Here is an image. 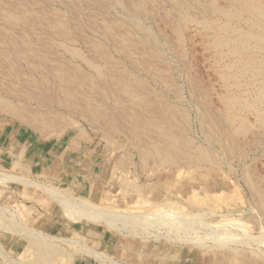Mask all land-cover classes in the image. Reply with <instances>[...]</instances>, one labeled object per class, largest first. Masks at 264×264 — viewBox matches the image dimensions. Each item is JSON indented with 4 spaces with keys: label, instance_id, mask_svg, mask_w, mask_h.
<instances>
[{
    "label": "rangeland",
    "instance_id": "1",
    "mask_svg": "<svg viewBox=\"0 0 264 264\" xmlns=\"http://www.w3.org/2000/svg\"><path fill=\"white\" fill-rule=\"evenodd\" d=\"M235 8L240 0H0V135L9 134L0 169L134 212L112 226L77 219L43 189L29 186L27 199L21 183L0 184V208L10 209L0 210V264H264V22ZM11 134L81 150L97 194L58 178ZM12 210L108 260L70 240L21 256L27 238L3 228L15 224Z\"/></svg>",
    "mask_w": 264,
    "mask_h": 264
},
{
    "label": "bare ground",
    "instance_id": "2",
    "mask_svg": "<svg viewBox=\"0 0 264 264\" xmlns=\"http://www.w3.org/2000/svg\"><path fill=\"white\" fill-rule=\"evenodd\" d=\"M111 1V0H110ZM192 1V0H191ZM194 1V0H193ZM113 2V1H112ZM240 2H242V4H243V8H235L234 10H232L231 12H229V13H231V14H236V16L237 15H240L241 16V14L242 13H244V12H253L254 13V15L256 16L255 18H258V21H260V22H264V0H240ZM73 3V2H72ZM143 3V2H142ZM31 4V3H30ZM35 4V3H34ZM43 4V3H42ZM145 4V3H144ZM200 4V3H199ZM133 5V4H132ZM176 5V4H175ZM204 5V4H203ZM141 6V5H140ZM196 6V5H195ZM38 7V6H37ZM139 7V6H138ZM188 7V6H187ZM190 7V6H189ZM28 8V7H27ZM183 8V7H182ZM192 8V7H191ZM221 8V7H220ZM135 9V8H134ZM140 9H142V8H140ZM188 9V8H187ZM206 9V8H205ZM222 9H224V8H222ZM19 10H23V9H19ZM178 10V9H177ZM190 10V9H189ZM199 10V9H198ZM129 11V10H128ZM139 11V10H138ZM148 11V10H147ZM196 11V10H195ZM206 11V10H205ZM4 12V11H3ZM35 12V11H34ZM54 12V11H53ZM142 12V11H141ZM210 12V11H209ZM218 12H220V11H218ZM211 13V12H210ZM66 14V13H65ZM212 14H214V13H212ZM211 14V15H212ZM223 14V13H222ZM170 15V14H169ZM176 15V14H175ZM3 16V15H2ZM12 15H9V16H7V18H12L11 17ZM208 16V15H207ZM15 16H13V18H14ZM171 17H173V16H171ZM239 17V16H238ZM242 17V16H241ZM133 18V17H132ZM191 18V17H190ZM227 18V17H226ZM178 19V18H177ZM184 19V18H183ZM182 18L180 19V21L181 20H183ZM188 19V18H187ZM239 19V18H238ZM20 20V19H19ZM129 21V20H128ZM134 21H136V20H134ZM195 21V20H194ZM223 21V20H222ZM257 21V20H256ZM4 22V21H3ZM56 22V21H55ZM62 22H64V21H61L60 23H62ZM197 22V21H196ZM246 22V21H245ZM259 22V23H260ZM56 23H58V22H56ZM60 23H58V24H60ZM65 23V22H64ZM64 23H62V24H64ZM145 23V22H144ZM143 23V24H144ZM209 23H211V22H209ZM233 23V22H232ZM27 24V23H26ZM39 24V23H38ZM44 24V23H43ZM50 24V23H49ZM61 24V25H62ZM136 24V23H135ZM138 24V23H137ZM187 24V23H186ZM201 24V23H200ZM217 24V23H216ZM236 24V23H235ZM53 25V24H52ZM66 25V24H65ZM14 26V25H13ZM41 26V25H40ZM58 26V25H57ZM202 26H205V25H202ZM220 26V25H219ZM223 26V25H222ZM233 26V25H232ZM263 26H264V24H263ZM184 27V26H183ZM211 27V26H210ZM28 28V27H27ZM58 28V27H57ZM60 28V30H59V32L61 31L62 32V34L63 35H68V33H67V31H65V29H64V27L63 28H61V27H59ZM65 28H66V26H65ZM219 28V27H218ZM222 28V27H221ZM227 28V27H226ZM179 29V28H178ZM220 29V28H219ZM67 30V29H66ZM177 30V29H176ZM211 30V29H210ZM242 30H245V29H242ZM148 31V30H147ZM208 31H209V29H208ZM235 31H238V30H235ZM240 31V30H239ZM254 31V30H253ZM5 32V31H4ZM60 32V33H61ZM215 32V31H214ZM260 32V31H259ZM52 33V32H51ZM216 33V32H215ZM227 33V32H226ZM212 34V33H211ZM250 34V33H249ZM218 35V34H217ZM58 36V35H57ZM221 36V35H220ZM1 37V36H0ZM5 37V36H4ZM149 37H151V35H149V31H148V33L145 31V37H144V40L143 41H148L149 39H151V38H149ZM251 37V36H250ZM260 37V36H259ZM7 38V37H6ZM14 38V37H13ZM39 38V37H38ZM243 39V38H242ZM261 39V38H260ZM12 40V39H11ZM237 40V39H236ZM142 41V42H143ZM215 44H217V45H220V44H222V41L221 40H219V38L217 39H215ZM253 42V41H252ZM251 42V43H252ZM259 42H260V40H259ZM56 43V42H55ZM150 43V42H149ZM58 44V43H57ZM148 44V43H147ZM152 44V43H151ZM21 45V44H20ZM233 45V44H232ZM31 46V45H30ZM253 46H254V43H253ZM257 46V45H256ZM255 46V47H256ZM59 47V46H58ZM100 47V46H99ZM121 47V46H120ZM238 47H240V46H238ZM249 47V46H248ZM251 47V46H250ZM254 47V48H255ZM45 48V47H44ZM72 48V47H71ZM94 48V47H93ZM124 48V47H123ZM246 48V47H245ZM33 49V48H32ZM96 49V48H95ZM98 49V48H97ZM151 49V48H150ZM221 49V48H220ZM252 49V48H251ZM262 49H264V48H262ZM16 50V49H15ZM157 51H159V50H157ZM12 52V51H11ZM39 52V51H38ZM80 52V51H79ZM103 52V51H102ZM152 52H154V51H152ZM155 53V52H154ZM236 53V52H235ZM237 53H238V51H237ZM100 54V53H99ZM106 54V53H105ZM239 55V54H238ZM264 55V54H263ZM83 56H84V54H83ZM234 56V55H233ZM4 57V56H3ZM11 57V56H10ZM100 57V56H99ZM79 58V57H78ZM252 59H254V58H252ZM43 60V59H42ZM6 61V60H5ZM85 61V60H84ZM157 61V60H156ZM241 61V60H240ZM253 61V60H252ZM245 63V62H244ZM30 64H32V63H30ZM234 64V63H233ZM78 65V64H77ZM158 65V64H157ZM246 65V64H245ZM164 67V66H163ZM69 68V67H68ZM70 69V68H69ZM160 69V68H159ZM165 69V68H164ZM72 70V69H71ZM249 70V69H248ZM147 71V70H146ZM153 71V70H152ZM40 73V72H39ZM258 73V72H257ZM84 74V73H83ZM43 75V74H42ZM47 75V74H46ZM45 75V76H46ZM156 75V74H155ZM157 76V75H156ZM238 76V75H237ZM69 78V77H68ZM71 78V77H70ZM125 78V77H124ZM138 79V78H137ZM224 79V78H223ZM238 79H241V77L240 78H238ZM23 80V79H22ZM124 80V79H123ZM227 80V79H226ZM44 81V80H43ZM114 81V80H113ZM141 81V80H140ZM126 82V81H125ZM156 82V81H155ZM228 82V81H227ZM258 82V81H257ZM68 83V82H67ZM61 84V83H60ZM125 85V84H124ZM131 85V84H130ZM235 85V84H234ZM237 85V84H236ZM260 85V84H259ZM91 86H93V85H91ZM99 87V86H98ZM248 91V90H247ZM253 91V90H252ZM69 93H71V92H69ZM134 93V92H133ZM144 93V92H143ZM87 94V93H86ZM146 94V93H145ZM231 94V93H230ZM238 94V93H237ZM258 95V94H257ZM72 96V95H71ZM263 96V95H262ZM240 99V98H239ZM253 99V98H252ZM74 100V99H73ZM238 100V99H237ZM22 101V100H21ZM139 101V100H138ZM141 101V100H140ZM250 101V100H249ZM94 102V101H93ZM136 102V101H135ZM167 102V101H166ZM237 102V101H236ZM92 103V102H91ZM252 103V102H251ZM148 104V103H147ZM151 104H152V102H151ZM164 104H165V102H164ZM236 104V103H235ZM262 104V103H261ZM168 105V104H167ZM166 105V106H167ZM247 105V104H246ZM7 107V106H6ZM12 107H14V106H12ZM248 107V106H247ZM254 107V106H253ZM68 108V107H67ZM165 108V107H164ZM15 109H18V108H16L15 107ZM15 109H13V108H11V107H8V112L10 111L11 112V114H16V115H19V116H22V115H20V112L17 110V111H15ZM7 111V110H6ZM21 111H23V110H21ZM151 111H153V110H151ZM24 115V114H23ZM163 115V114H162ZM25 116V115H24ZM92 116V115H91ZM133 116V115H132ZM159 116V115H158ZM185 117V116H184ZM139 118V117H138ZM144 118V117H143ZM158 118V117H157ZM164 118V117H163ZM166 118V117H165ZM170 118V117H169ZM259 119V118H258ZM263 119V118H262ZM23 120V119H22ZM139 120V119H138ZM177 120V119H176ZM154 121H155V119H154ZM168 121V120H167ZM189 123V122H188ZM262 123V122H261ZM260 123V124H261ZM43 124V123H42ZM175 124V123H174ZM160 126V125H159ZM108 127V126H107ZM163 127V126H162ZM168 127V126H167ZM216 127V126H215ZM243 127V126H242ZM264 127V126H263ZM137 128V127H136ZM150 128V127H149ZM178 128V127H177ZM217 129V128H216ZM110 131V130H109ZM157 131V130H156ZM243 132H245V131H243ZM149 133V132H148ZM222 133V132H221ZM181 134V133H180ZM167 135H168V137H167ZM183 135V134H182ZM153 136V135H152ZM166 138H167V141L169 142V145H170V147L172 148V147H174V139H173V137H172V135L171 134H166ZM235 138V137H234ZM181 142V141H180ZM158 145V144H157ZM179 146V145H178ZM190 147V146H189ZM142 148V147H141ZM142 150H144V149H142ZM146 150V149H145ZM166 151V150H165ZM157 152V151H156ZM151 153V152H150ZM172 154V153H171ZM197 154V153H196ZM214 154V153H213ZM149 155V154H148ZM149 156H151V155H149ZM149 156H148V158H149ZM162 156V155H161ZM196 156V155H195ZM202 156H203V154H202ZM204 156H205V154H204ZM211 156V155H210ZM145 157V156H144ZM163 157H164V155H163ZM167 157V156H166ZM180 159V158H179ZM190 159V158H189ZM163 160V159H162ZM194 161V160H193ZM213 162V161H212ZM16 164V163H15ZM173 165V164H172ZM17 166V165H16ZM227 166V165H226ZM15 167V166H14ZM0 181H17V182H20V183H22V184H24V185H26V186H33V187H37V188H40V189H43L52 199H54V200H56V202H58L62 207H63V209H65V212H66V214L68 215V216H72L71 214H79L80 215V217H78L77 219H80V218H82V217H85V218H87V219H90V220H92V221H100V220H106L107 221V223H109V225H111V224H113L112 222H114L113 220H114V218L116 217H120V218H122V219H125V217H127V219L128 218H132V214L134 213L133 211V213H131V212H125L124 210V212H113V210H111V211H108L107 209H104V208H102V207H100V206H98V205H96V204H93V203H91V202H89V201H87L86 199H82V198H79V197H75L74 195H72V191L71 190H69V189H63V190H61V189H57V188H55V187H51V186H48V185H44V184H42V183H39V182H34L33 180L31 181V179L30 180H28V178L26 179V178H24V177H22V176H17V175H14V174H11V173H8V172H6V171H4L3 169H0ZM16 182V183H17ZM256 188V187H255ZM43 191V192H44ZM45 193V194H46ZM257 195V194H256ZM253 196V195H252ZM263 201V200H262ZM170 204V203H169ZM168 205V204H167ZM167 205H165L164 204V206L165 207H168ZM169 208V207H168ZM0 210H4V212H5V210H7V211H10V209H9V207H5V206H2L1 208H0ZM130 211H131V208L129 209ZM172 210V209H171ZM2 212V211H1ZM3 212V213H4ZM143 212V211H142ZM120 213V214H119ZM146 213V212H145ZM151 213V212H150ZM9 214V213H8ZM169 214H173V212H168V213H163V214H158V215H156V214H150V215H142V216H140V215H136V217L140 220V218L142 217V218H145L146 219V221H153L154 219L156 220V219H158V218H163V217H167V215H169ZM3 215H5V213L3 214ZM11 219H12V221H14V225H11V224H8V225H5L3 228H6V229H10L11 231H13V232H16V233H18L19 235H23V236H25L26 238H27V240H28V245L26 246V248L23 250V252L20 254L21 256H25L28 252H29V249L31 248V247H36L38 250L36 251V252H38L39 250H50L49 248L50 247H52V246H55L56 247V245H57V242L59 243V242H62V241H71L72 242V245H77V246H80L85 252H87L88 254H90V255H93V256H95V257H99L100 259H102V260H104V261H106V260H108V258H109V256H105V254L104 253H102V252H99L98 250H96V249H94V248H91V247H89V246H87L84 242H81V241H79V240H74V239H65V238H62V237H58V236H55V235H51V234H48V233H44V232H41V231H37V230H35V229H32V228H30L27 224H26V222H24V221H22L21 219H19V217H18V214H17V212L15 211V210H12L11 211ZM170 216V215H169ZM190 216V215H189ZM2 217V216H1ZM5 217V216H4ZM155 217V218H154ZM180 217V216H179ZM135 218V217H134ZM3 219V218H2ZM7 219H9L8 217H7ZM6 219V220H7ZM170 219V218H169ZM172 219V218H171ZM73 220V219H72ZM137 220V219H136ZM11 221V220H10ZM141 221V220H140ZM139 221V222H140ZM181 222H182V220H180ZM180 221H178V222H180ZM1 222V221H0ZM102 222V221H101ZM130 222H132V221H130ZM143 222V221H142ZM114 224H115V222H114ZM180 224V223H179ZM193 224V223H192ZM3 225V224H2ZM135 225V224H134ZM198 225V224H197ZM200 225V224H199ZM223 225V224H222ZM227 225V224H226ZM112 226V225H111ZM219 226V225H218ZM2 227V226H1ZM203 228H204V226H203ZM5 230V229H4ZM9 231V230H8ZM148 232V231H147ZM198 233V232H197ZM196 233V234H197ZM137 234V233H136ZM142 235V234H141ZM158 235V234H157ZM200 235V234H199ZM204 235V234H203ZM212 234H210L209 236H211ZM214 235V234H213ZM224 235V234H223ZM22 236V237H23ZM161 236V235H160ZM187 236V235H186ZM209 236H208V238H209ZM195 237H197L196 235H195ZM205 237V236H204ZM223 237V236H222ZM222 237H216V236H214L213 237V240L215 239V240H222L223 238ZM238 237V236H237ZM183 238V237H182ZM199 238H202V237H199ZM226 238V237H225ZM181 239V238H180ZM191 239V238H190ZM203 239V238H202ZM173 240V239H172ZM188 240V239H187ZM187 240H185V241H187ZM193 240V239H192ZM205 240V239H204ZM212 240V239H211ZM226 240V239H225ZM233 240V239H232ZM184 241V242H185ZM199 241H201L200 239H199ZM182 242V241H181ZM189 242V241H188ZM191 242H193V241H191ZM204 242V241H203ZM206 242V241H205ZM70 243V242H69ZM68 243V244H69ZM195 243V242H194ZM197 243V242H196ZM201 244V243H200ZM202 245H204V243H202ZM57 249V248H56ZM52 250V249H51ZM5 251V250H4ZM35 251V250H34ZM0 252H3V247H2V245L0 244ZM47 252V251H46ZM1 256V255H0ZM105 256V257H104ZM260 256V255H259ZM102 257H104V258H102ZM13 262V261H12Z\"/></svg>",
    "mask_w": 264,
    "mask_h": 264
},
{
    "label": "crops",
    "instance_id": "3",
    "mask_svg": "<svg viewBox=\"0 0 264 264\" xmlns=\"http://www.w3.org/2000/svg\"><path fill=\"white\" fill-rule=\"evenodd\" d=\"M12 135V134H11ZM20 135V134H19ZM8 135L3 136L0 135V151L4 150V144L7 143ZM12 135L11 140L16 142H21L22 144L27 145L28 152L31 154L32 157H39L41 162L50 163L51 166H54V169H59L58 178L67 179L70 184L78 191L82 192L85 195L95 196L98 192L97 183L98 180L95 174V166L93 160L87 161V158L81 156V150L75 149H62V148H55L52 144H41L38 141H32L31 139H24V136H16L14 138ZM9 140V139H8ZM13 146V145H9ZM9 151V150H7ZM80 152V153H79ZM53 164V165H52ZM17 165V166H16ZM15 166V167H14ZM20 167V162L17 161L16 164L12 166L14 169H18ZM5 171V170H4ZM10 173V172H8ZM13 174V173H11ZM16 175V174H14ZM19 176V175H17ZM10 182H17V181H4L0 184H8ZM20 183V182H18ZM22 184V183H21ZM23 185V190L21 194L24 198L30 199L33 198L32 193H29V186ZM68 189V188H66ZM71 190V189H69ZM26 207H29L25 205ZM30 208V207H29Z\"/></svg>",
    "mask_w": 264,
    "mask_h": 264
}]
</instances>
